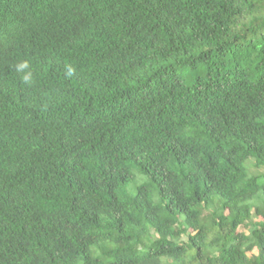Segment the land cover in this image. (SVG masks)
Listing matches in <instances>:
<instances>
[{"label":"trees","instance_id":"16d2710c","mask_svg":"<svg viewBox=\"0 0 264 264\" xmlns=\"http://www.w3.org/2000/svg\"><path fill=\"white\" fill-rule=\"evenodd\" d=\"M0 264H264V0H0Z\"/></svg>","mask_w":264,"mask_h":264},{"label":"rangeland","instance_id":"374dc122","mask_svg":"<svg viewBox=\"0 0 264 264\" xmlns=\"http://www.w3.org/2000/svg\"><path fill=\"white\" fill-rule=\"evenodd\" d=\"M252 159L248 160L246 163H245V167L247 169V172L249 174H256L258 171L260 172L262 169H255L253 166L249 167V162L251 161Z\"/></svg>","mask_w":264,"mask_h":264},{"label":"clouds","instance_id":"9594fccd","mask_svg":"<svg viewBox=\"0 0 264 264\" xmlns=\"http://www.w3.org/2000/svg\"><path fill=\"white\" fill-rule=\"evenodd\" d=\"M23 66V65H22ZM25 79H27V78H25Z\"/></svg>","mask_w":264,"mask_h":264}]
</instances>
